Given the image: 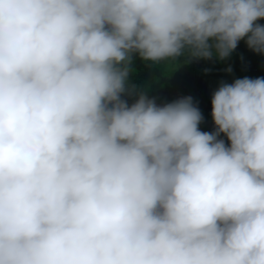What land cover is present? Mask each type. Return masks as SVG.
I'll return each mask as SVG.
<instances>
[{
  "label": "clouds",
  "instance_id": "obj_1",
  "mask_svg": "<svg viewBox=\"0 0 264 264\" xmlns=\"http://www.w3.org/2000/svg\"><path fill=\"white\" fill-rule=\"evenodd\" d=\"M260 20L264 0H0V264H264V77L219 84L212 132L130 83L134 59L264 57Z\"/></svg>",
  "mask_w": 264,
  "mask_h": 264
},
{
  "label": "trees",
  "instance_id": "obj_2",
  "mask_svg": "<svg viewBox=\"0 0 264 264\" xmlns=\"http://www.w3.org/2000/svg\"><path fill=\"white\" fill-rule=\"evenodd\" d=\"M257 23L264 25V20ZM165 62L152 64L134 59L131 65L130 83L135 84L138 90L146 92L148 98H154L158 105L171 102L180 97L191 96L194 104L199 108L203 116V122L199 125L201 131L212 132L214 127L211 120V95L217 89L215 79L231 83L234 79L242 77H264V57L249 51L241 41L231 56L222 62L199 61L202 63L197 68L175 71H167ZM231 66V73L225 69ZM207 70V74H205ZM222 76L229 79L220 80ZM215 78V79H214ZM129 104L136 97H124ZM221 139H225L223 136ZM225 142L227 143L226 139Z\"/></svg>",
  "mask_w": 264,
  "mask_h": 264
},
{
  "label": "rangeland",
  "instance_id": "obj_3",
  "mask_svg": "<svg viewBox=\"0 0 264 264\" xmlns=\"http://www.w3.org/2000/svg\"><path fill=\"white\" fill-rule=\"evenodd\" d=\"M178 63L180 64V66L176 63V62H173V61H166L165 62V67L167 69V71H175V70H186V69H189L191 66L192 68H197L199 67L202 63H200L199 61L198 62H192V63H189V64H184L182 60L178 61ZM223 78V80H226V79H229L228 76H222L220 78V80ZM215 79V78H214ZM217 83H221L223 82L222 80L219 81L218 79H215ZM219 85H217L218 87Z\"/></svg>",
  "mask_w": 264,
  "mask_h": 264
}]
</instances>
